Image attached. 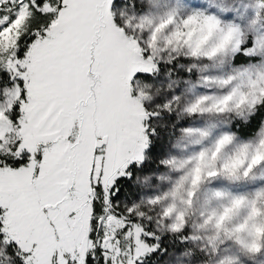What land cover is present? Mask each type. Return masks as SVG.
Masks as SVG:
<instances>
[{
  "label": "snow or ice",
  "instance_id": "6c2138e0",
  "mask_svg": "<svg viewBox=\"0 0 264 264\" xmlns=\"http://www.w3.org/2000/svg\"><path fill=\"white\" fill-rule=\"evenodd\" d=\"M0 264H264V0H0Z\"/></svg>",
  "mask_w": 264,
  "mask_h": 264
}]
</instances>
